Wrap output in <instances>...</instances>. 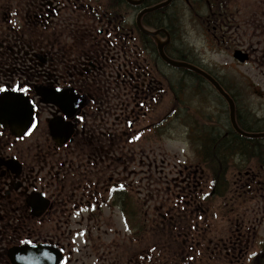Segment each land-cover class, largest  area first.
<instances>
[{
	"label": "flooded vegetation",
	"instance_id": "1",
	"mask_svg": "<svg viewBox=\"0 0 264 264\" xmlns=\"http://www.w3.org/2000/svg\"><path fill=\"white\" fill-rule=\"evenodd\" d=\"M167 1L0 0V88L5 89L0 97L15 103L11 114L4 106L0 111V264H15L11 254L29 247L46 249L49 254L41 260L48 264H194L198 257L205 264L240 262L238 234L213 245L207 228L180 221L194 213L192 193L201 199L194 203L201 208L209 195L197 196L198 188L191 185L195 174L187 169L178 171L176 186L168 188L158 208L168 205L173 214H158L172 233V249L164 245L168 242H158L155 255L133 256L129 250L122 258L116 256L114 242L79 245L80 234L73 230L83 221L89 234L96 228L102 232L107 227L102 218L115 211L129 230V218L140 209L144 214L142 186L135 207L121 183L125 171L134 165L141 174L146 162L150 167L156 163L154 134L167 131L170 120L181 122L185 100L177 82L189 80L199 96L201 76L173 69L159 57L161 43L165 53L178 51L183 19L204 30L214 51L233 60L247 89L256 86L246 72L264 75V0H172L159 11L144 12ZM192 56L185 62L216 79L236 104L237 122L244 119L234 85L225 83L229 72L218 77ZM19 95L33 110L28 125L29 112ZM47 97L54 102L46 103ZM162 104L170 112L154 124L149 116ZM141 119L148 121L137 129ZM251 166L238 171L236 192L242 197L254 193ZM215 192L216 187L209 196ZM175 206H181L178 212L171 209ZM145 226L137 234L144 236ZM255 257V264L261 262L260 255Z\"/></svg>",
	"mask_w": 264,
	"mask_h": 264
},
{
	"label": "rangeland",
	"instance_id": "2",
	"mask_svg": "<svg viewBox=\"0 0 264 264\" xmlns=\"http://www.w3.org/2000/svg\"><path fill=\"white\" fill-rule=\"evenodd\" d=\"M182 24L185 26V29L182 31V37H184L182 46L189 51L191 50L192 57H194L196 62L203 65L204 68L215 70L218 77L224 73V70L229 72L225 83L231 82L234 85L233 90L240 103V107L245 111L243 112L244 115L249 117L250 120H260L258 124L253 123L251 128L253 133H264V75L261 73V70H258L256 73L246 72V77L250 78L256 86L255 90L247 89L244 83H242L243 79L239 77L236 67L233 66V60H229L226 55L214 51L215 48L209 40L210 37L204 33V30L191 23V20H188V18L183 19ZM191 85L192 83L188 82V87L183 90L185 103H183L181 108V122L170 120L167 131L154 134L155 147L152 150L156 153L157 162L151 167L146 162V165L142 167L141 174H139L137 166L131 165L125 171V178H122L121 183H125L128 195L132 197L135 207L138 200V191L142 188L144 192H142L144 214L141 209L139 213H136L134 209L136 213L133 215L136 216L134 220L135 225L133 226L131 221L133 217L130 216L129 230L126 229L123 218L117 211H115L114 215L102 218L101 222L105 225L107 224V227L103 228V231L99 233L96 228L91 232L92 234H89L83 221L80 225L74 224V232L80 234L77 236V243L79 245H89L93 242L97 245L99 243L111 244L114 242L116 256L120 255L122 258H126L129 255V250H131L133 256L141 252L143 254H147L148 252L149 255H155L157 251H154L153 248L158 246L153 245L158 242H168L164 245L168 244L166 246L172 249L174 245L170 243L171 240L169 238L172 233H170V229L160 222L158 214H173L169 208L167 211L166 207L168 205H165V209L162 211H159L158 208L160 207L161 199H167L166 191L168 188L176 186H173V181H177L176 179L179 176L178 171L187 169V172L195 174L193 175L191 185L193 188H198L196 192L197 196L202 197L205 193L206 196L207 194H212L214 185L211 184V174L203 167L198 157L197 145L194 144V141L188 134L194 129L195 123L198 124V127L202 125L211 126L218 122H221L223 125L224 122L229 121L230 114L227 105L220 102L208 90V85L202 88L206 91L205 96L199 95L198 98L192 92ZM196 99L198 100L196 101ZM169 112L170 106L162 104L149 117L152 118L154 124H157L162 122ZM147 121L141 119L137 129L146 125ZM251 167L253 170H250L252 171L250 176L255 179V184L252 188L253 194L242 197L241 193L236 192L240 184L239 175L238 172L232 169L227 176L229 190L225 198H216L215 196L208 195L207 204L201 208L199 205H194L195 202L201 201V199L193 197L192 193L191 201L193 202L192 209L194 213L192 216H189L190 218L180 220L182 223H191L193 221L195 227L198 224L200 227L207 228L208 237L212 239L211 243L213 245L220 240L223 243H228L230 236L238 234V246H241L242 256L240 262L234 264H255L254 259L257 255L262 257L261 262L257 264H264V189L262 188L264 187V172L258 171L255 166ZM260 173L263 176L259 178ZM140 185L142 186L141 188ZM148 192L150 193L149 195ZM180 207L175 206L171 207V209L178 212ZM96 222L94 221L91 224L92 228ZM156 224L158 225L156 226ZM143 225H146L144 236L143 234H137L138 227ZM139 243H142V247L140 248L137 246ZM88 252L90 253L91 250ZM88 252L84 251L82 256L86 257ZM239 256L237 254L236 259ZM199 259L200 257L196 259L194 264H205L204 262L201 263Z\"/></svg>",
	"mask_w": 264,
	"mask_h": 264
},
{
	"label": "trees",
	"instance_id": "3",
	"mask_svg": "<svg viewBox=\"0 0 264 264\" xmlns=\"http://www.w3.org/2000/svg\"><path fill=\"white\" fill-rule=\"evenodd\" d=\"M179 39H182L180 33ZM183 48L181 44L178 45V51L167 50V56L179 61H189L192 54L191 50L189 51L185 48L184 50ZM154 55H158L157 51H155ZM184 73L191 76L193 74L188 71ZM188 82L190 83L189 80L181 78L177 82V86H180V90L183 92L188 87ZM206 84L205 80L198 77L196 90L199 95L205 96L206 91L202 88ZM191 89L194 90L192 86ZM238 112L242 115V118L245 117L246 119H238L237 123L241 130L246 133H253L251 129L253 123L258 124L260 120H250L249 117L244 115L243 112L245 111L244 109L242 110V107L239 108ZM193 127L194 129L189 132L188 136L196 143L200 161L207 172L211 174V184L216 187V198L226 197V193L229 190L227 176L230 170L234 169L235 172L243 171L244 168L253 165L258 171L264 172V139L257 140L242 137L233 129L228 120L223 125L218 122L211 126L202 125L198 127V124L195 123ZM133 217L132 223L136 219V216Z\"/></svg>",
	"mask_w": 264,
	"mask_h": 264
},
{
	"label": "water",
	"instance_id": "4",
	"mask_svg": "<svg viewBox=\"0 0 264 264\" xmlns=\"http://www.w3.org/2000/svg\"><path fill=\"white\" fill-rule=\"evenodd\" d=\"M172 0L167 1V2H163L160 3L158 6L150 8L148 10H145V13L148 12H154V11H159L161 8L167 7ZM144 14L140 15V18L143 16ZM139 18V20H140ZM163 32H165L164 30H162ZM160 32H156V33H152V32H146L147 35H151V36H158ZM158 50H159V57L161 59H163V61L171 68H176V69H188L191 72L195 73L196 75L198 74L199 76H201L202 78H204L205 80L208 81V83L210 82L212 84V86L214 87V89L216 91H218V93L223 96L226 100V102H228L229 104V114H230V120H231V125H233L234 130L240 134L242 137L245 138H250V139H264V133H249V132H244L243 130H241V128L239 127V125H237L236 122V104L235 102H233V100L231 99V97L226 93V91L223 90L222 86H220V84L216 81V79L212 78L210 75L206 74L202 69L200 68H196L194 66H192L191 64L187 63V62H183V61H178L176 59H172L169 58L166 53H165V43H161L158 44ZM235 58L237 60L242 61L239 53L235 54ZM243 62V61H242ZM5 96H1L0 97V111L1 108H3V106L5 107V111L7 110L9 114L12 113V111L14 110V108L12 106L15 105V103H10V102H6ZM19 100H21V104L24 107L25 111L29 112V116H28V124H30L31 122V117H32V108L31 105L29 103V100L26 99L25 97L22 96H17ZM48 98V97H47ZM50 102H54L53 99H46V103H50ZM61 107V106H60ZM62 109V107H61ZM1 113V112H0ZM16 254H11V259L12 262L15 264H48V262H46L45 260L42 261L41 259L48 256V252L46 249H43L42 247H29L28 249H24V248H18V250H16Z\"/></svg>",
	"mask_w": 264,
	"mask_h": 264
},
{
	"label": "snow or ice",
	"instance_id": "5",
	"mask_svg": "<svg viewBox=\"0 0 264 264\" xmlns=\"http://www.w3.org/2000/svg\"><path fill=\"white\" fill-rule=\"evenodd\" d=\"M13 90L15 91V90H17V89H13ZM3 91H5V89L0 88V92H3ZM24 91L27 92L28 90L25 88ZM58 91H59V90H58ZM33 127H35V126H33Z\"/></svg>",
	"mask_w": 264,
	"mask_h": 264
},
{
	"label": "bare ground",
	"instance_id": "6",
	"mask_svg": "<svg viewBox=\"0 0 264 264\" xmlns=\"http://www.w3.org/2000/svg\"><path fill=\"white\" fill-rule=\"evenodd\" d=\"M244 119H245V117H244ZM246 120V119H245Z\"/></svg>",
	"mask_w": 264,
	"mask_h": 264
}]
</instances>
